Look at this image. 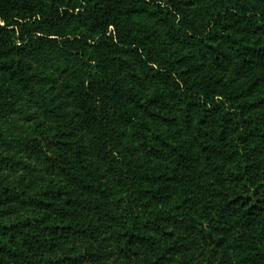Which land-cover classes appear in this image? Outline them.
Wrapping results in <instances>:
<instances>
[{"label": "trees", "instance_id": "obj_1", "mask_svg": "<svg viewBox=\"0 0 264 264\" xmlns=\"http://www.w3.org/2000/svg\"><path fill=\"white\" fill-rule=\"evenodd\" d=\"M0 264H264V0H0Z\"/></svg>", "mask_w": 264, "mask_h": 264}, {"label": "rangeland", "instance_id": "obj_2", "mask_svg": "<svg viewBox=\"0 0 264 264\" xmlns=\"http://www.w3.org/2000/svg\"><path fill=\"white\" fill-rule=\"evenodd\" d=\"M0 132L7 134L6 128L3 124L0 123Z\"/></svg>", "mask_w": 264, "mask_h": 264}]
</instances>
